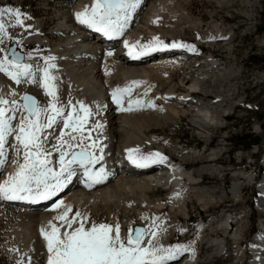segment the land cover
I'll return each mask as SVG.
<instances>
[{"label":"bare ground","instance_id":"1","mask_svg":"<svg viewBox=\"0 0 264 264\" xmlns=\"http://www.w3.org/2000/svg\"><path fill=\"white\" fill-rule=\"evenodd\" d=\"M38 1H42V5L47 6L45 9L54 3L57 4L56 6L68 5L70 7L59 12L61 20L52 29L50 33L52 37L45 33L44 20H36L28 29L23 31V26H13L14 19L9 14H4L2 19L6 26V35L0 37V55L4 58L5 50L12 41L10 39L18 38V43L22 48L30 47L28 54L25 55L21 63L33 66L35 80L30 82V78L22 77L21 83L17 84L4 74L5 80H0L2 87L0 99L9 102L15 100L16 104L9 103L3 107L13 109L15 119L12 120V126L16 129H18L20 119L26 117L19 104L23 95L34 96L38 101L45 102L40 104L41 106L47 107L52 98L46 96L41 87L42 70L47 66V63L54 64L55 68L50 69V71L56 77L58 106L64 108L65 115L71 112L74 106L77 112L83 116L84 113L80 111V103H83L90 109L91 115L80 132H72L71 128L65 129L63 121L59 118L51 129L45 130L47 139L44 140L43 146L47 151L54 152L52 156L48 157L51 161L49 167L56 172L60 171L61 153L57 149L61 142V132H64L65 135L62 139L71 143L72 147L69 148L66 143L63 151L72 153L85 150L94 152L99 156L101 155L100 149H103V160L95 164L93 170L99 171L103 168L106 175L102 183L88 187L84 168L73 165L75 174L70 179L62 177L64 186L49 199L41 200L42 203L39 205L34 203L21 205L16 200L1 199L5 204L20 208L24 212L29 211L24 215L21 214L24 216L22 223H27L29 226L33 223L39 225L40 237H38L41 244L39 252L41 254L38 253L40 255L35 263L47 264V242L41 235V229L50 231L49 222L55 223L56 217L65 211V206L72 209L69 218L75 211L92 209L97 205L118 206L123 214L126 212L128 214L134 207L132 200L136 198L140 200L139 206L142 205L149 211L147 214L145 212L134 214L135 220L133 219V222L129 218L124 224L127 232L135 225L148 230L144 236L145 246H147V241L153 239L151 235L153 232L157 233L153 240L157 246L168 248L185 245L186 239L183 243H177L175 237L178 231V219L188 216L189 205L196 201L207 213L211 203L217 197H220L223 203L228 197L225 190L227 170L221 171L219 168V160L223 156L221 155L223 146L221 144L210 149L207 155V164L198 165L195 163V166H191L195 160L201 157L199 153L185 149L186 147L178 139L173 141L171 136L163 135V133L157 134V132L169 126H176L180 117H185L197 129L201 138L210 141L214 133V125L223 120L221 119V112L217 110L229 102L227 91L219 90L221 87H215L217 91L212 90L215 85H211L210 79L217 76L215 71L219 65L218 62L212 55L204 56L202 55L203 51L199 54H193L194 51L187 47H161L160 50L150 52L148 55L139 58L128 55L129 48L125 46V41L131 46L137 42L146 44V41L149 42L154 37H159L168 45L179 43L177 40H170L167 37L170 35L173 38L172 34L167 32L157 34V31L152 29L157 16L161 13L162 0H141L142 7L138 12L136 9L131 12L123 35L112 37L99 36L97 34L99 32L95 29L81 24L76 19L75 14L84 11L86 7L90 9L95 0ZM168 12L170 18L174 20L183 18L189 21L193 29L200 27V23L193 20L192 16L185 10L169 9ZM231 34H233L232 31L225 32L219 24H215L211 31L205 32L197 41L207 45L228 46L231 43ZM116 37H120L117 42ZM133 50L139 51L138 48ZM9 52L10 50L7 51L8 58L12 59ZM38 59L39 61H37ZM41 62L42 68L35 70ZM190 67L195 69L193 77L185 79L181 75L183 77L178 78L175 85L185 89L188 95H176V87H170L169 79L174 74H182L185 69ZM154 76L159 78L162 76L164 79L166 78L167 83L170 82V84L168 83L169 90L162 95L158 94L161 98V106H157L153 100L147 98L148 90L146 87L149 80ZM133 81H139V87L135 86ZM126 87L131 88V93L130 95L125 93L122 104L118 105L113 100L112 93L115 89ZM193 92L198 96V99L192 97L191 93ZM211 93L218 99L213 104L209 102ZM137 100L142 103L136 104L135 101ZM130 101L133 102L132 110L121 111V107H129ZM12 114L13 112L7 113V115ZM97 125H101V127L98 128ZM172 132L171 129V135ZM16 134L13 132L6 138L4 157L2 158L4 164L0 166V183H3L10 174H14L18 164L23 162L22 149L18 156L12 158H10L7 149L10 139L17 142ZM72 136H75L76 139L72 140ZM93 142H95V147ZM130 148L139 149V154L142 155L158 152L166 157V160L163 163L151 164L146 168L125 173L123 167L120 166L121 164L128 168L131 165L134 166L128 159L127 150ZM70 158V155L66 157V159ZM76 175H79L80 181L73 179ZM236 176L238 179L243 178L249 185L256 181L253 175H248L246 172ZM51 182L55 183V181ZM201 184L203 186H200ZM158 186L168 188L165 200L170 202L166 204L165 201L159 200L152 205L146 204L150 200L148 194ZM259 189L264 199V184L259 186ZM228 192L229 195L238 200L243 192L242 186L234 182ZM128 196L132 200L125 199ZM61 202L63 203L61 204ZM155 214L161 216L156 224L153 222ZM228 220L233 221L234 218L231 217V212L226 210L217 222L202 223V227L199 229L206 236L199 239L189 250L178 255L176 259L168 261L167 264H198L199 250L208 252L204 257V262L209 264L211 261L209 259L212 256L222 254V239H224L222 237L226 235ZM111 224L114 225V220ZM198 224H200V219ZM76 226L78 225H73V227ZM85 226L88 227L89 223H85ZM64 230L61 229L62 232ZM242 230L243 225L232 235L229 232L227 237L230 236L238 245ZM32 235L27 227L21 232L20 237L25 239L31 238ZM28 250L33 251V247L31 246ZM239 251V254L241 253L243 256L246 253L243 250ZM247 252L252 258L249 264H264V233L257 235Z\"/></svg>","mask_w":264,"mask_h":264},{"label":"rangeland","instance_id":"2","mask_svg":"<svg viewBox=\"0 0 264 264\" xmlns=\"http://www.w3.org/2000/svg\"><path fill=\"white\" fill-rule=\"evenodd\" d=\"M162 1L161 13L157 16V20H155V25L152 29L157 31V34H161V32L172 34L173 38L170 37V35L167 36L170 40L174 39L185 45L200 46L203 51L202 55H212L215 58L219 64L216 67L218 70L216 69L215 71L217 76L211 79L208 78L211 80V85H215L212 90L217 91L215 87H221L219 90H225L229 94V102L217 111L221 112V116L223 115L224 109L229 113L233 112V116L228 119L226 123V129L223 130L220 128L224 125L223 120L219 121L217 125H214V133L210 141L201 138L197 129L194 128L190 124L189 119L185 117H180L176 126H169L157 132V134L163 133V135L171 136L173 141L178 139V141L186 147L185 149L199 153L201 157L195 160L191 166H195L196 164L201 165L203 163L207 164V155L210 149L221 144L223 146L221 152L223 156L220 157L219 168L221 171L227 170L225 190L228 197L225 198L224 194V203L220 200V197H217L216 200L211 203V207L207 213L204 212L196 201H193L188 208L189 220L182 217L178 219V231L175 239L177 243H183L186 239L184 246L189 250L199 239L206 236V234H203L201 229H199V218L203 219L204 224H208L209 221L215 223L221 218L223 213L228 210L231 212V217L234 218L233 222L235 223L230 232L231 235L243 225L239 244L237 245L230 236L226 237L225 252H222L221 255L216 254L212 256L211 259H209L211 260L209 264H249L252 258L247 251L254 243L257 235L263 234L259 229V224L264 222L262 219L264 215V199L261 193H259V186L264 184V171L261 168L264 163V155L259 156L255 164V171L253 172L251 164L256 157L255 153L257 146L247 147V144H254L253 142L255 140H259V143L254 145H259L258 148L264 147V0ZM42 3V1L38 0H0V9H18L23 14V31L28 29L36 20H44L45 33L52 37L50 35L52 29L55 27V24L61 20L59 12L63 9L67 10L70 6H56L57 4L54 3L48 7V9H45L47 6L42 5ZM169 9L185 10L192 16L193 20L200 23V27L193 29L189 21L183 18L179 20L170 18ZM215 24H219L221 29L225 32H233V34H231V43L228 46H219L217 44L207 45L202 42L198 43L197 40L200 39L205 32L211 31ZM10 41V45L5 50V55L7 51H9L8 48L12 45H16V50L19 53L28 54L30 47L22 48L18 43V38L10 39ZM145 43L147 44L148 41ZM0 59H3L2 55H0ZM39 68H42V62L35 70ZM194 72L195 69L190 67L183 71L184 74L177 73L172 75L169 79L171 84L168 82L170 87L175 86L180 77L184 76L183 78L185 79H191ZM156 77L157 76L152 77L147 84V98L153 100L157 106H161V98L158 94L160 93L162 95L167 92L169 90V85L166 82V78L164 79L162 76L161 78ZM2 79L5 80L4 73H0V80ZM135 86L139 87V85ZM175 87L176 95H188L181 86ZM1 91L2 87L0 86V92ZM191 95L198 99L196 94ZM22 97L19 101L20 106H22L24 102ZM210 99L209 102L211 104L218 100L212 93ZM36 100L38 101V99ZM38 102L40 104L45 103L44 101ZM21 109L27 116L24 109L22 107ZM171 129L173 130L172 135L170 134ZM17 146V142L10 139L7 146L10 158L18 156ZM48 152L51 156L54 153L53 151ZM263 152L264 151H262V153ZM50 155L48 157H50ZM258 169H261V172L258 176L259 183L257 186H254V183L249 185L243 178L238 179L236 176L237 174L246 172V174L253 175L255 178ZM234 182L242 186L243 192L238 200L233 198L232 195H229L228 192ZM200 186H203V184ZM167 194L168 191H164L158 187L154 188L152 192L148 194L151 201L148 200L149 202H146V204L152 205L159 200H163L168 204L170 201L165 200ZM125 199L132 200L129 196ZM132 201H134V207L128 214L126 212V215L122 213L118 206L105 207L97 205L92 209H83L78 212L88 217L85 221V223H89L88 227L93 223H107L112 225L111 222L114 220L113 226L119 224L120 236L126 241L128 235L127 229L124 228L126 221L130 218L131 222H133L135 220L134 214H137V212H145V214H147L149 211L144 208V206H139V199L134 198ZM258 205L261 206L260 210L257 209ZM202 211L204 213H202ZM27 212H24V210L20 208L5 204L0 199V264H36V259H38L41 254L39 252L41 248V244L39 243L40 230L38 228L39 225L36 223L30 224V226L27 223H22L24 219L22 215ZM75 212L71 216H73ZM160 218V214H155L153 222L155 224L158 223ZM55 224L60 226L61 222L56 219ZM27 227L33 235L31 238L23 239L20 237V234ZM61 229L64 228L62 227ZM131 229L143 228L139 225H135ZM259 230L260 232H258ZM147 231L148 230H145V233ZM224 237L225 236L222 238ZM31 246L33 247V251L28 250ZM239 250L246 252L244 256L241 253L239 254ZM207 254V251L199 250L198 264H206V262H204V257Z\"/></svg>","mask_w":264,"mask_h":264},{"label":"snow or ice","instance_id":"3","mask_svg":"<svg viewBox=\"0 0 264 264\" xmlns=\"http://www.w3.org/2000/svg\"><path fill=\"white\" fill-rule=\"evenodd\" d=\"M140 2L141 0H95L90 9L86 7L84 11L77 12L75 15L81 24H85L97 32H102L109 37L119 36L123 35L131 12L139 6ZM5 13L14 19L13 26H23V14L18 9H0V37L6 35V26L2 19ZM125 46L129 48L128 55L133 58L148 55L150 52L160 50L161 47H187L189 50L195 51L194 46L182 43L165 44L159 37H154L147 44L137 42L131 46L125 41ZM137 48L139 51L133 50ZM11 55L12 59H9L7 54L3 59H0V73H4L17 84L21 83L22 77L30 78V82H34L33 66L21 63L22 58L14 49L11 50ZM53 68H55L54 64L47 63V66L42 70L41 80V87L44 89L45 95L52 98L51 101L47 107H43L35 97L23 96L24 103L21 107L27 112V116L20 119L18 129L12 126V120L15 119L13 109L3 107L9 103L15 105L16 101L9 102L0 99V166L4 164L2 158L4 157L6 138L13 132L17 133L15 136L18 144L17 153L19 154L21 149L23 150V162L18 164L17 171L0 183V199H49L64 186L62 177L70 179L75 174L73 165L84 168L88 187L100 184L105 179L106 173L103 168L99 171L93 170L95 164L103 160V149H100L101 155L99 156L85 150L72 153L63 151L66 143L69 148L72 147L71 143L62 139L65 135L64 132H61V142L57 149L61 153L60 171L56 172L49 167L51 164L48 159L50 153L43 146L44 140L47 139L45 130L51 129L59 118L63 121L65 129L71 128L72 132H80L91 115L90 109L83 103H80V111L84 113L83 116L77 112L74 106L72 111L65 115L64 108L58 106L56 77L50 71ZM139 83V81H133L135 85ZM125 93L130 95L131 88L115 89L112 93L113 100L121 105ZM13 95L15 94L13 93ZM132 103V101L129 102L128 108L121 107V111H131ZM135 103L141 104L142 102L137 100ZM9 112H13V114L7 115ZM97 127L99 128L101 125H97ZM75 139L76 137L72 136V140ZM93 146L95 147V142H93ZM127 152L129 161L140 168L163 163L166 160V157L158 152L142 155L139 154V149L131 148ZM69 155L71 158L66 159ZM51 181H55V183ZM71 211L70 207L65 206L63 214L56 217L61 222L60 226L50 221V231L41 229V235L47 242V264H167L168 261L176 259L182 252L187 251L184 245L168 248L155 245L153 243L157 235L155 232L151 234L153 239L147 241V246H145V229H128L125 241L120 236L119 224L113 226L107 223H93L90 227H86L85 221L88 217L77 211L69 218ZM74 224L78 226L73 227ZM62 227L65 229L63 232L61 231Z\"/></svg>","mask_w":264,"mask_h":264},{"label":"water","instance_id":"4","mask_svg":"<svg viewBox=\"0 0 264 264\" xmlns=\"http://www.w3.org/2000/svg\"><path fill=\"white\" fill-rule=\"evenodd\" d=\"M15 50V52L22 58V60H21V62L23 61V58H24V54H22V53H19L17 50H16V45H12L10 48H9V50H10V52H9V54H11V50Z\"/></svg>","mask_w":264,"mask_h":264},{"label":"trees","instance_id":"5","mask_svg":"<svg viewBox=\"0 0 264 264\" xmlns=\"http://www.w3.org/2000/svg\"><path fill=\"white\" fill-rule=\"evenodd\" d=\"M249 143H250V141H249ZM253 143H254V144H258V143H259V140H255ZM254 144H247V147H249V146H251V145H254Z\"/></svg>","mask_w":264,"mask_h":264}]
</instances>
